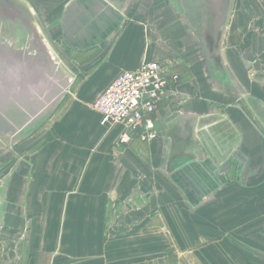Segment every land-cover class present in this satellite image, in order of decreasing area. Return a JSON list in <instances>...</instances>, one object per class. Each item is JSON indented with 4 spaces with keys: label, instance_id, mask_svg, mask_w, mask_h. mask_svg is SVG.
Returning a JSON list of instances; mask_svg holds the SVG:
<instances>
[{
    "label": "crops",
    "instance_id": "crops-1",
    "mask_svg": "<svg viewBox=\"0 0 264 264\" xmlns=\"http://www.w3.org/2000/svg\"><path fill=\"white\" fill-rule=\"evenodd\" d=\"M20 1L74 81L2 174L0 264H264V117L250 99L264 111V92L242 93L219 52L249 31L244 12L224 25L228 0ZM150 60H172L179 80L157 136L118 144L122 127L91 103Z\"/></svg>",
    "mask_w": 264,
    "mask_h": 264
},
{
    "label": "rangeland",
    "instance_id": "rangeland-1",
    "mask_svg": "<svg viewBox=\"0 0 264 264\" xmlns=\"http://www.w3.org/2000/svg\"><path fill=\"white\" fill-rule=\"evenodd\" d=\"M227 3V7L225 9H228V12L225 17H223L224 25L226 24L228 13L230 9H232L236 25L238 20L242 21V18L244 17L242 16V12H244L245 23L248 26L249 31H239L234 35L237 44L236 48L220 49L219 47V52H221L220 54L222 56H229L230 59H234L236 61L237 65H232V67L230 66V69H232V78L233 80L234 78L237 80V84L243 90L242 93H244L245 90L248 91L249 89L253 92L258 88L264 92V0H228ZM0 4L15 5L26 14V17H16L14 19H5L0 15V47L10 46L13 51V55L21 54L22 56L27 57V74L20 77L18 81L16 79L17 63L11 62L6 64L3 61V53H0V72L3 68L7 67V65H10L9 73L11 74L10 77H5L7 80L4 79V77H0V108L3 104V90L7 89V81L12 83L10 89L19 88L21 94H23L22 96L27 100L25 103V105L27 104L26 106L24 105L23 107H19L16 105V107H11L13 108L12 110L15 111L7 114L4 113V117L6 118L3 119L2 114H0L1 184L2 174L4 172L6 173L9 169L10 171H12V169H16L18 166V160L25 154L24 151L26 150L24 148H27V145H22V142L27 138L28 132L32 131L33 133L36 124L39 121L46 119L55 105L53 102L50 103V99L43 102L38 101L37 99L35 100V98H38L36 95L35 98H32L31 95L33 96V94L28 91L29 88L25 87L20 80L25 78L27 81L26 83L29 82L36 87L41 88L42 85L33 76L34 72H38V69L33 65L37 62V60H40V66L42 65L45 67L49 64V53H47L49 50L52 51L55 56V59L50 61V64L51 67L56 69V72H60L61 69H64L72 75L73 73L60 58L59 54H57L56 48L46 38L41 25L38 23L35 16L29 11L24 2L20 0H0ZM247 40H249V43H245V45L242 46L241 43L243 41L246 42ZM42 42H44V44ZM210 52L214 57V50H210ZM211 67L217 72L216 76L218 78L224 80L226 83H230L231 80L229 81V79L231 78L227 77L225 70H221L220 66L219 70H216L214 66ZM233 69H235V71H233ZM13 73H15L14 76ZM25 80L23 81L25 82ZM233 80L232 84H235V81ZM230 95L233 96L234 94L230 93ZM250 99L253 107L257 110H261V112L258 111L255 114V119L260 122V119L262 120L264 117V111L261 109L260 102L254 95L250 94ZM48 103L52 104V106L50 109L46 110L45 107ZM35 109H43L46 111H38L40 113L35 114L32 112ZM4 120L6 122V128H4L3 125ZM8 126L10 127L8 128Z\"/></svg>",
    "mask_w": 264,
    "mask_h": 264
},
{
    "label": "built area",
    "instance_id": "built-area-1",
    "mask_svg": "<svg viewBox=\"0 0 264 264\" xmlns=\"http://www.w3.org/2000/svg\"><path fill=\"white\" fill-rule=\"evenodd\" d=\"M172 60L144 61L135 70H122L97 94L91 108L105 128L122 127L116 142L128 144L132 136L142 141L153 140L157 134L154 116L158 104L170 91V79L179 80V74L166 73Z\"/></svg>",
    "mask_w": 264,
    "mask_h": 264
},
{
    "label": "water",
    "instance_id": "water-1",
    "mask_svg": "<svg viewBox=\"0 0 264 264\" xmlns=\"http://www.w3.org/2000/svg\"><path fill=\"white\" fill-rule=\"evenodd\" d=\"M0 15L5 18V19H14L16 17H20L23 18L26 17V14L17 6L15 5H1L0 4ZM18 18V19H20ZM44 44V42H42ZM0 53H3L2 57H3V61L6 64H9L11 62L13 63H17V80L19 81L20 77H23L27 74V64H26V60L27 57L22 56L21 54H15L13 55V51L11 50L10 46L7 47H0ZM49 64H47L45 67H43L42 65L40 66V60H37V62L34 63L33 66H35L38 69V72H34L33 76L35 77L36 80H38V82L42 85L41 88L36 87L35 85H33L32 83H26L27 81L25 80V78L23 80H25V82L23 80H20L21 83L29 88V92L33 94V96L31 95L32 98H35V95L38 98H35V100L37 99L38 101H43L45 102L46 100L50 99V103H54L55 105L53 106V108L51 109V111L56 107V105L64 98V96L68 93L70 87L72 86V83L74 81V76L69 73L68 71L61 69V73L58 71L56 72L55 68L51 67L50 61H52L53 59H55L54 54L52 53V51L49 50ZM53 54V55H52ZM10 65H7V67L3 68L0 72V77L7 80V78L5 77H10V73H9V68ZM55 71V72H54ZM15 73H13L14 76ZM7 85V89L3 90V104L0 108V114H2L3 119L6 118L4 117V113L7 114L9 112H13L15 110H12L13 108L11 107H16V105L20 106H24L25 103L27 102V100L22 96L23 94H21V91L19 88H14V89H10V87L12 86V83L10 82H6ZM24 98V99H23ZM48 103L45 107V109H50L52 104ZM27 105V104H26ZM25 105V106H26ZM36 110V109H35ZM32 111L35 114L40 113V112H44L46 110H36V111ZM27 111V110H26ZM40 111V112H38ZM42 121V120H41ZM39 121L36 126L41 122ZM5 120L3 122L4 128L5 127ZM16 124V123H15ZM7 126V125H6ZM35 126V127H36ZM10 126H8L9 128Z\"/></svg>",
    "mask_w": 264,
    "mask_h": 264
}]
</instances>
